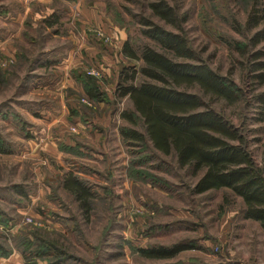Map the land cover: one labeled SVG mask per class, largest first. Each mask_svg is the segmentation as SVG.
I'll return each mask as SVG.
<instances>
[{
	"label": "rangeland",
	"instance_id": "rangeland-1",
	"mask_svg": "<svg viewBox=\"0 0 264 264\" xmlns=\"http://www.w3.org/2000/svg\"><path fill=\"white\" fill-rule=\"evenodd\" d=\"M101 1L112 23L123 29L121 48L127 40L136 50L149 42L141 34L140 15L149 16V4L156 0ZM166 1L176 7V24L184 28L196 53L213 69L229 74L242 89L235 105L216 101L214 106L246 136L248 149L264 168V107L257 98L264 84L254 79V60L244 53L256 33L264 31V0ZM25 4L24 0H0V72L5 77L0 81V136L11 151L0 153V239L21 255L14 240L17 235L46 232L67 250L65 264H264V229L244 218L242 199L226 189L193 194L196 178L179 167L174 156L141 144L127 145L117 131L128 123L118 115L132 109V103L109 96L114 80L108 82V73L101 69L103 77L95 80L103 93L104 101H99L82 94L77 85L69 92L68 84L62 82L63 69L51 65L73 48L76 23L60 14L40 23L31 16L16 17ZM56 18L57 25L48 30L47 20ZM251 18L257 23H250ZM104 33L110 36L109 42L93 37L105 50L112 49L118 80L123 68L140 67L141 61L120 54L116 41L111 43V35ZM255 48L264 49V40ZM91 65L87 68L95 67ZM69 95L73 96L70 106ZM53 113L67 127L83 118L94 120L96 128L93 124L91 128L105 138L107 155H97L100 139L88 137L86 144H95L89 148L91 154L78 143L80 137L74 138L72 147L60 146L65 152L42 141L40 132L46 139L43 129L47 131ZM104 117L109 127L103 132ZM138 128L143 129L141 124ZM69 171L82 172L78 175L94 192L89 220L62 187V176ZM180 241L198 249L182 251L170 260L143 258L137 251Z\"/></svg>",
	"mask_w": 264,
	"mask_h": 264
},
{
	"label": "trees",
	"instance_id": "trees-1",
	"mask_svg": "<svg viewBox=\"0 0 264 264\" xmlns=\"http://www.w3.org/2000/svg\"><path fill=\"white\" fill-rule=\"evenodd\" d=\"M149 9V16L140 15L141 34L149 42L141 44L138 50L129 40L123 45V53L141 61V65L119 72L116 97L128 98L132 103V109L121 113L128 123L120 129L122 138L130 147L141 144L157 153L174 156L178 166L187 168L196 178L191 188L193 194L226 189L240 197L244 218L259 222L264 229V168L248 149L246 136L214 106L216 101L235 105L243 95L242 89L229 74L213 69L196 53L184 28L176 24V7L166 0H156L149 4ZM55 21L47 20V23L52 26ZM116 21L122 24L120 17ZM257 21L250 19V23ZM161 22L174 29H168ZM261 40H264L263 30L247 44L245 48L249 50L243 51L247 59L254 60L253 77L258 84H264V49L255 48ZM77 76L92 99H103L95 77L86 73ZM4 78L0 72V81ZM257 98L264 107V92ZM10 152L0 136V153ZM61 184L74 196L89 220L95 195L87 182L69 171L62 176ZM18 192L27 196L24 190L18 189ZM14 240L25 264H41V261L65 264L68 257L61 243L40 230L19 234ZM195 247L180 241L140 247L137 251L143 258L170 260ZM13 253L5 240L0 239V258H8Z\"/></svg>",
	"mask_w": 264,
	"mask_h": 264
},
{
	"label": "crops",
	"instance_id": "crops-1",
	"mask_svg": "<svg viewBox=\"0 0 264 264\" xmlns=\"http://www.w3.org/2000/svg\"><path fill=\"white\" fill-rule=\"evenodd\" d=\"M24 1L27 4H25L24 7L22 8L23 9L22 14H19V12H17L16 17L26 18L28 16H31L34 19L38 20V22L40 23L43 22L45 18H47L48 16H51L53 14H60V15H65V17L72 18V22L76 23V29H75L76 32H74L73 35L74 43H75L73 48L70 50V52L68 51V54L65 55L64 59H61L62 61L51 64L53 67L63 69L65 78L62 79V82L68 84L67 90L69 88L72 89L75 85H77L80 92L82 94L87 95L84 86L77 79L78 78L77 74L85 73V70L87 69V67H89L88 64L92 63L91 66L99 67L100 69L108 73V76H110L108 78L109 79L108 82L114 80L109 85L110 89L112 88L111 94L109 92V96L111 98H114V95L116 96V91H117L116 86L118 85V77L115 75V73L119 70V68L112 62V58H113L111 54L112 49L109 48L108 50H105L103 48V45L98 43V41L100 40L93 37L94 33L92 32L93 35L88 33L96 27L102 28L105 32L111 35L112 37L111 43L113 42L115 43L116 41L115 47L117 48V50L119 48L121 49L120 54L125 55L123 53V47L122 48L120 47V41L121 40L124 41V37H125L123 35V29L112 23V21L109 18V15H107V13L105 12V3L101 0H24ZM56 25L57 24L54 23L52 26L45 25V27L48 30H50ZM76 33L78 35H76ZM121 46H123L122 43ZM116 53L117 51L115 52L114 55L117 57ZM59 63L60 65H58ZM71 89L68 91L71 92ZM69 96H67V100H66L68 106L72 105L71 102L73 97L70 96L69 98ZM99 101H104V100L99 99ZM72 107H74V105ZM121 113L118 115V118L119 120L124 121V119L121 117ZM103 116L105 115L103 114ZM51 117H52L51 123H48L45 126L47 131L43 129V131L46 132V139L43 138L45 134L42 132H40L42 134L40 138H42V141L46 140V143L52 144L53 149L55 148L56 145H58L59 146L58 151L65 152L63 151L62 147L60 148V146L72 147L76 144L74 138L80 137L82 142H78V141L77 142L85 146L84 148L86 150L85 152L86 154L89 153L91 154L89 148H91L92 145L95 144L93 143L86 144L89 142L88 137H90L91 140L100 139L101 149L99 152L100 154L97 155L98 156L101 155L100 157L103 158L104 156L107 155L106 150H104L106 145L105 138H103L102 134L98 133L97 131L91 128L96 125L95 124L96 122L94 120H91L90 122L89 119L83 118L80 121V123L74 124L75 126H71L73 125L71 124L70 125L71 127L70 126L67 127L66 123L63 122L64 120H60V118L58 119V115L53 113ZM106 120L107 118L104 117V125L102 130L103 132L105 131L106 128L109 127V124L106 123ZM91 124H93V126ZM73 128H76V130L74 131ZM76 131H78V133ZM117 134L118 136L121 135L119 131H117ZM96 147H98V144H96ZM77 174H79L80 176L83 175L82 172H77ZM194 249H198V248L196 247L192 248V250ZM0 264H25V263L21 255L14 253L8 258L5 259L0 258Z\"/></svg>",
	"mask_w": 264,
	"mask_h": 264
},
{
	"label": "built area",
	"instance_id": "built-area-1",
	"mask_svg": "<svg viewBox=\"0 0 264 264\" xmlns=\"http://www.w3.org/2000/svg\"><path fill=\"white\" fill-rule=\"evenodd\" d=\"M92 32L94 33L95 36L101 38L103 41H106V42L110 41V36L106 35L101 29L94 28ZM85 71L87 75L93 76L97 79H101L104 75L102 73V70L99 67L98 68L90 67V68H87ZM73 130L75 131L76 128H73Z\"/></svg>",
	"mask_w": 264,
	"mask_h": 264
}]
</instances>
